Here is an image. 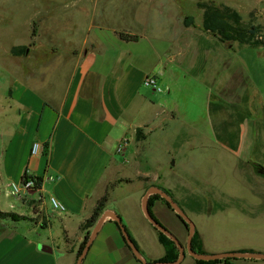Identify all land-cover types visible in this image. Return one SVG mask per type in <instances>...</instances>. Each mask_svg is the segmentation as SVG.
<instances>
[{"label": "crops", "instance_id": "1", "mask_svg": "<svg viewBox=\"0 0 264 264\" xmlns=\"http://www.w3.org/2000/svg\"><path fill=\"white\" fill-rule=\"evenodd\" d=\"M178 1L130 0L125 12L128 19L123 20L124 24L120 29L112 28L114 36L127 42L138 41L142 37L150 39L146 26L142 28L140 25L160 23L166 15L172 18L176 5H180ZM150 7L154 11H150ZM37 22L40 24L39 28L33 26L32 33L34 28L35 32L29 44L12 45H26L24 53L30 57L35 54L36 39L44 33L43 22ZM94 25L96 24L91 19L89 27ZM118 30L136 33L138 38H121L117 34ZM106 43L100 36L95 35L90 47H86L87 40L84 39L79 48H68L61 53L69 65L58 85L49 79L43 81L41 74L30 71L27 75L29 79L17 78L8 88L15 117L12 122L2 123L0 128V175L4 178L0 192V209L12 210L23 216L0 218V264H75L77 248L84 237L80 223L90 215L98 198L113 183L115 187L109 188L104 209H111L120 216L130 233L129 236L147 261L160 260L165 253L164 244L158 236V228L143 211L142 197L152 185L165 190L182 207L179 202L181 197L179 195L176 198V185L171 183L169 176L158 170L151 179L147 177L143 183L129 177L130 171L136 170L138 166L134 164L130 168L127 162H137L138 159H133V155L128 157L134 150H130L129 141H123L126 137L131 141L138 127L141 130L143 128V135L147 138L149 129L159 127L166 117L173 114L164 108L150 86L143 83V78L149 70L136 61L135 54L129 49L111 53ZM185 49L186 47L181 46L177 49V54H184ZM188 49V52L195 56H200L203 52L194 48ZM56 50L51 49L52 53L49 55H56ZM12 54L20 57L21 53ZM204 55L205 67H208L209 57L213 52L207 49ZM241 82L242 80H237L234 84L228 78L216 87L220 94L217 92L213 96L221 102L214 110L222 113V116L212 125L215 139L210 138L208 146L224 150L233 156L249 177L264 175V114L260 112L264 104L261 103L257 92L250 93L249 86ZM253 100L258 106L247 112L244 108L249 107ZM252 112L254 114H251ZM248 133H251L254 139L258 137L262 140L254 144L248 138ZM243 135L248 138L246 144L241 143ZM35 140L39 141L40 147L32 154L30 149ZM122 142L127 144L125 151L120 152L117 146ZM255 152H258L259 157ZM146 155L143 153L144 159L140 161L143 167L148 161L149 165L150 161L152 162ZM143 162H146L145 165ZM168 163L172 168L176 165V160ZM142 166H139V171L147 174V166L143 168L145 170H141ZM24 172L39 177V185L29 191L12 195L10 183L21 181ZM166 174L169 175L167 172ZM122 183L132 186L130 190H133L132 197L140 217L137 222L125 219L123 215L127 213L122 212V208L120 210L108 203L110 189L113 191L122 188ZM51 195L61 202V208L52 207L49 201ZM225 207L209 213L204 209L198 210L212 215ZM237 208L246 211V207ZM151 212L178 239L182 236L180 217L161 197L153 200ZM255 212L252 211V214H260ZM21 219L34 223H16ZM5 220L13 223H6ZM55 224L56 233L53 232ZM38 225L44 228L38 231ZM194 225L195 230L199 232L195 222ZM55 236L57 242H54ZM153 238L163 246L162 252L156 255L151 254L147 248L150 246L147 243L150 240L152 243ZM197 246L208 251L201 238ZM186 254L175 264H200L195 257L186 259ZM234 262L238 264L236 259ZM80 264L145 263L133 253L116 219L106 217ZM211 264L228 263L218 261Z\"/></svg>", "mask_w": 264, "mask_h": 264}, {"label": "rangeland", "instance_id": "2", "mask_svg": "<svg viewBox=\"0 0 264 264\" xmlns=\"http://www.w3.org/2000/svg\"><path fill=\"white\" fill-rule=\"evenodd\" d=\"M179 1L180 5H176L172 18L166 15L160 23L140 25L142 28L146 26L150 39L142 37L138 41L127 42L114 36L112 28L120 29L123 20L128 19L125 12L130 0H0V128L2 123L12 122L15 117L8 88L17 78L26 80L31 71L41 74V80L49 79L58 85L69 65L60 54L68 48H79L84 39L87 40L86 47H90L95 35L107 42L111 53L129 49L135 54L138 63L156 75L161 88H150L164 108L173 114L166 117L159 127L149 129L147 138L142 128L139 132L135 130L131 141L129 137L124 139L123 142L129 141L130 150H134L128 157L133 155V159H138L137 162H127L130 168L134 164L138 166L136 170L130 171L129 177L143 183L147 177L151 179L156 170L169 176L171 183L176 185V198L180 195V204L195 222L198 238L202 239L209 252L262 251L264 175L249 177L233 156L224 150L209 148L208 145L210 138L215 139L212 125L222 116V113L214 110L221 101L213 96L218 92L216 87L222 80L225 82L229 78L234 84L242 80L241 83L249 86L250 93L259 94L264 104V45H249L237 40L219 42L215 34L202 27L203 8L199 2L212 1L234 8L241 14L243 24L257 25L255 37L264 43V0ZM149 9L154 11L152 7ZM186 15L193 17L192 23H184ZM91 19L96 25L89 27ZM37 21L43 22L44 33L35 41V54L30 57L22 52L20 57L14 56L10 47L13 43L32 41V28L35 26L38 29L40 25ZM181 46L186 47L185 53L177 54ZM54 48L57 49L56 55L50 56ZM188 48L203 52L195 56L188 52ZM207 49L213 55L209 57L210 65L205 67L203 53ZM50 67L53 69L50 70ZM249 104V107L244 108L247 112L258 106L254 100ZM260 112L264 114V107ZM248 135L254 144L262 140L258 137L254 139L251 133ZM247 139L243 135L241 143L246 144ZM123 142L117 146L120 152L125 151L127 143ZM204 144L207 146H201ZM143 153L152 160L150 165L147 164L149 161L143 162L147 168L140 164L144 159ZM255 153L258 156V152ZM173 159L176 165L171 168L168 162ZM139 166H142L141 170L147 169L148 173L139 171ZM2 180L4 178L0 175V192ZM121 186L113 191L115 186L110 189L108 203L122 208V212L127 213L123 215L125 219L137 222L140 217L132 197L133 190H130L132 186L123 183ZM239 206L246 207V211L237 208ZM223 207V210L212 215L198 210L204 209L209 213ZM252 211L260 214L255 212L256 215H253ZM5 222L13 223L9 220ZM24 222L27 220L21 219L16 223ZM181 223L183 232L179 241L185 244L188 226ZM43 228L38 225V231ZM56 231L55 224L53 232ZM54 242H57L56 236ZM147 244L150 245L147 248L151 254L162 252L163 246L157 239L153 238L152 243L150 240ZM186 259H193V256L187 253ZM236 261L238 264H264V259L239 257Z\"/></svg>", "mask_w": 264, "mask_h": 264}, {"label": "trees", "instance_id": "3", "mask_svg": "<svg viewBox=\"0 0 264 264\" xmlns=\"http://www.w3.org/2000/svg\"><path fill=\"white\" fill-rule=\"evenodd\" d=\"M199 5L203 8V15H202V27L205 30L210 31L211 33L215 34L220 40H237L239 42H245L249 45H264V43L255 37L256 32L258 31L257 25L254 24H243L241 21V14L235 10L234 8L230 7L227 4L217 5L216 3L212 1H201L199 2ZM193 21V17L191 15H186L184 17V23L190 24ZM35 32V28L33 29V33ZM117 34L124 39L130 40V39H137L138 34L136 33H130L125 30H118ZM11 52L14 54L24 53L26 50V45L20 44V45H14L11 47ZM141 130L139 127L136 128V131L139 132ZM28 174L24 172L22 175V179L27 177ZM38 181L36 182V186L39 185V177H36ZM114 184V183H113ZM113 184H110V186L106 189L103 195H101L92 212L90 215H88L81 223L80 228L84 230V237L81 240L78 248H77V255L80 253L85 240L94 225L95 221L97 220L98 216L101 214L103 209L106 206V200L108 198V192L109 188L113 186ZM154 197H161L164 202L171 207L170 203L162 197L159 193H152L148 196V207L151 212V205L153 203ZM153 215V214H152ZM178 215V214H177ZM23 215H20L12 210H1L0 209V218L3 217H11V218H19ZM179 216V215H178ZM181 221L188 226L187 222L179 216ZM127 229V228H126ZM128 231V229H127ZM129 232V231H128ZM130 235V233H129ZM158 236L165 247V253L160 258V260H173L178 256L179 249L174 242L172 238H170L167 234H165L163 231L158 229ZM199 244V238L197 231H194V234L191 239V245L192 247L197 251H204L197 245ZM237 257H223V258H215V259H199L195 258V260L200 264H211L218 261H224L228 264H235L234 259Z\"/></svg>", "mask_w": 264, "mask_h": 264}, {"label": "water", "instance_id": "4", "mask_svg": "<svg viewBox=\"0 0 264 264\" xmlns=\"http://www.w3.org/2000/svg\"><path fill=\"white\" fill-rule=\"evenodd\" d=\"M157 192L161 196H163L171 205V207L176 211V213L181 216L188 224V235L185 245L182 244L179 239L162 223H160L151 213L148 207V196L150 193ZM142 207L143 211L146 215V217L150 220V222L153 223L159 230L163 231L165 234H167L170 238L174 240L176 243L179 253L178 256L173 260H157V261H147L139 252L138 248L134 244L133 240L129 236L128 231L126 230L124 224L121 221L120 216L111 209H104L101 214L98 216L97 220L95 221L94 225L92 226L85 243L78 254L75 264H80L82 261L83 256L85 255L89 244L91 243L92 239L94 238L95 234L97 233L102 221L106 217H112L116 219L118 222L122 234L124 238L126 239L127 243L131 247L133 253L141 259L145 264H175L181 261V259L184 257V255L189 253L195 258L199 259H215V258H223V257H246V258H261L264 259V251L260 250H224V251H197L195 250L191 245V239L195 231V225L194 221L188 216V214L182 209V207L175 201L169 193H167L165 190L161 189L160 187L156 185L150 186L142 197Z\"/></svg>", "mask_w": 264, "mask_h": 264}, {"label": "built area", "instance_id": "5", "mask_svg": "<svg viewBox=\"0 0 264 264\" xmlns=\"http://www.w3.org/2000/svg\"><path fill=\"white\" fill-rule=\"evenodd\" d=\"M143 83L146 85L151 86L153 89L157 88L160 89V85L158 84L157 77L153 73H146L143 78ZM40 147L39 141H33L31 145L30 152L32 154H35ZM38 179L35 175H28L27 177L21 179L19 182H11L10 183V193L12 195H18L22 192L29 191L32 188L36 187V182ZM49 201L53 208H61L62 204L61 202L53 195L49 197Z\"/></svg>", "mask_w": 264, "mask_h": 264}]
</instances>
